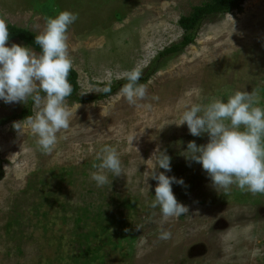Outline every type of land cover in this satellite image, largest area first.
I'll list each match as a JSON object with an SVG mask.
<instances>
[{"label":"rangeland","instance_id":"obj_1","mask_svg":"<svg viewBox=\"0 0 264 264\" xmlns=\"http://www.w3.org/2000/svg\"><path fill=\"white\" fill-rule=\"evenodd\" d=\"M200 2L0 0V17L38 35L59 12L78 14L68 43L78 96L87 100L101 95L89 85L103 87L107 70L115 77L139 65L143 78L161 51L181 41L178 21ZM143 84L148 96L136 105L122 98L121 86L106 99L68 100L75 116L51 154L26 125L14 129L24 119L10 121L28 103L0 100V264H264V195L216 190L185 157L189 141L204 145L208 135L177 125L186 104L226 102L236 91L259 89L264 107V0L205 19L194 43L160 60ZM105 146L117 148L123 174L104 170L111 183L97 187L91 173L101 171L94 165ZM157 148L171 158V171H156L183 180L172 191L189 209L166 222L149 207L158 182L149 176L145 183ZM161 227L170 239H158Z\"/></svg>","mask_w":264,"mask_h":264},{"label":"clouds","instance_id":"obj_2","mask_svg":"<svg viewBox=\"0 0 264 264\" xmlns=\"http://www.w3.org/2000/svg\"><path fill=\"white\" fill-rule=\"evenodd\" d=\"M77 19L78 14L67 10L49 18L43 32L34 37L41 50L37 54L29 47L17 44L6 46L9 29L7 21L0 17V100L5 103L32 102L36 109L34 114L21 122H14L13 127L21 133L26 125L37 137L36 144L43 154L54 151L59 142L58 133L68 130L75 116L76 110L73 111L68 104V98L73 93L69 75L74 68L69 52L68 29ZM142 76L143 66L139 65L115 77L111 70H107L101 81L103 87L95 88L90 84L93 90L89 92L107 95L112 91L114 79H124L126 83L120 88V95L128 104L136 105L148 96L147 85L140 83ZM151 99L158 100L159 97L153 95ZM260 103L259 89L236 91L226 102L214 98L207 104H186L177 124H186L194 137L208 135V142L204 145L198 146L195 141H189L185 157L199 163L215 189L223 190L225 194L235 186L241 192L264 195V107L259 106ZM133 138H130V143ZM153 155L155 166L151 174L146 175L145 183L149 176L158 183L149 207L160 209L162 222L187 215L188 207L179 203L172 191V184L183 185V180L156 171L164 169L170 172L171 158L166 150L159 148ZM97 159L101 163L94 167L101 171L91 173L97 187L111 183L104 170L112 177L123 174L116 147H103ZM171 235L170 231L161 227L158 239L168 240Z\"/></svg>","mask_w":264,"mask_h":264},{"label":"trees","instance_id":"obj_3","mask_svg":"<svg viewBox=\"0 0 264 264\" xmlns=\"http://www.w3.org/2000/svg\"><path fill=\"white\" fill-rule=\"evenodd\" d=\"M246 0H201L200 5L193 7L192 12L188 16H183L178 21L179 28L183 31V36L181 41L177 44L171 45L168 48H165L159 53V55L154 59L151 68L147 69L146 75L141 78L140 83H145L148 77L153 73L155 67L160 60L179 55L187 46H190L194 43L196 33L198 32L199 27L205 21V19L212 16H224L232 12L239 11L241 5ZM9 29V39L7 42L17 41L21 44H24L26 47L33 49L36 53H40V48L34 42V37L36 34L16 28L15 26L8 25ZM69 82L73 85V93L68 98V100L78 103H86L93 100L106 99L116 92V88L126 83L122 81L120 84L113 85L111 93L105 95L101 94L96 98L83 99L81 96H78V84H77V74L72 70L69 75ZM31 101L28 102L27 107L16 116L10 118V121L25 119L27 116L32 115L31 113ZM2 178V171L0 167V180Z\"/></svg>","mask_w":264,"mask_h":264}]
</instances>
